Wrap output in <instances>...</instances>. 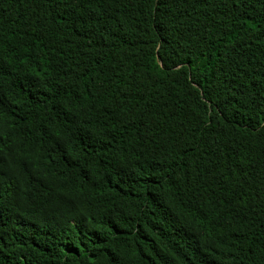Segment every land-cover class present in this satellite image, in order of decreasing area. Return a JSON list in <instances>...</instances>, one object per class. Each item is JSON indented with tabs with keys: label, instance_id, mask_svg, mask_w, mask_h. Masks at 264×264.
I'll return each mask as SVG.
<instances>
[{
	"label": "trees",
	"instance_id": "obj_1",
	"mask_svg": "<svg viewBox=\"0 0 264 264\" xmlns=\"http://www.w3.org/2000/svg\"><path fill=\"white\" fill-rule=\"evenodd\" d=\"M0 264H264V0H0Z\"/></svg>",
	"mask_w": 264,
	"mask_h": 264
}]
</instances>
